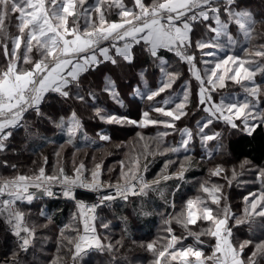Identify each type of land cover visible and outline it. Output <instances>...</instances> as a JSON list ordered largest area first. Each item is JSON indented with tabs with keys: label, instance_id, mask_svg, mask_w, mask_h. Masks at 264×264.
<instances>
[{
	"label": "snow or ice",
	"instance_id": "obj_1",
	"mask_svg": "<svg viewBox=\"0 0 264 264\" xmlns=\"http://www.w3.org/2000/svg\"><path fill=\"white\" fill-rule=\"evenodd\" d=\"M17 6L12 16L18 21L15 25L18 33L21 21L18 0H12ZM46 3V0H45ZM237 0H111L105 7V0H96L94 4L88 5L87 0H81L80 15L76 14V0H64V10L67 15L63 18V23H53L47 17L40 21V26L31 28L27 41L23 34L12 39V51L8 52L7 43L4 44V54L8 59L7 67L0 73V152L7 150L9 141L13 137V130L22 126L26 116L35 115L39 119L52 120V117L41 110V105L50 103L53 97L60 102L68 104L70 101L87 103L88 98L95 100V93L90 92L89 97L81 94L80 77L89 70H95L104 63L117 64V58H122L132 64L135 56L134 49L139 47L154 61L159 62L160 70L164 74V79L160 86L150 91L145 98L152 102L150 109L143 111L138 120H132L126 116L108 114L103 109L96 107L95 116L107 124L132 125L139 128H146L149 125L162 126V131L156 133L157 149L164 138L169 135V130L180 131L181 142L179 147H164L161 154L187 153L191 149L194 134L189 128L178 129L176 122L186 115V106L189 103L190 93L185 85L180 102L174 107H166L169 100L159 101L156 98L171 89L176 82L179 73L165 71L166 61L161 57V49L174 53L181 61L187 63L191 75L199 82V105L203 106L202 111L207 114L203 123L197 121V134L203 148L208 141L219 137L221 133L209 134L205 131L216 122H223L225 125L236 129L242 128L247 135H252L257 128L264 127V109L260 108L261 97H264V84L257 83L255 77L259 74L264 78V64L257 63L255 71L246 67L252 61L241 59L234 54H228L221 58L217 55V50L223 51L224 47L219 39L226 37L229 44L234 43V38L228 31V24L234 22L238 26V31L243 33L248 40L252 39L254 32L253 25L264 23V20L257 21L253 14L246 9L234 7ZM59 4V0H53V5ZM33 0L32 9L37 8ZM105 9L109 10L107 15H111V9H115L117 19L109 22ZM28 14L30 9L25 8ZM47 11V7L45 8ZM221 12L228 17L227 22L220 19ZM55 15V13L53 14ZM71 18V19H69ZM60 17H57L59 20ZM84 21L81 30L79 21ZM102 19V23H97ZM214 20L216 27L208 24L207 27L215 36L209 40H197L194 47L199 50L201 57L196 59L194 54H189L188 49L193 46L191 33L195 24ZM7 37L0 40L7 41ZM19 40V46L16 41ZM33 42L39 47L37 49L39 58L33 60L30 53L33 51ZM107 46H104V43ZM24 45V63L30 65L27 72H22L20 67H15L14 74L9 72L12 67L11 61L16 59V53L20 52L21 45ZM27 44V47L25 46ZM246 55L248 49L244 50ZM255 57L264 60V44L255 51ZM197 63L204 65L203 70L197 68ZM18 64V63H17ZM231 73V74H230ZM143 76V72H141ZM226 80L233 81L239 85L245 94L243 100L225 102L223 95L220 100L214 98V93L226 87ZM249 82L251 86L243 82ZM113 99L118 100L117 94L111 92ZM150 111L158 114L156 117L150 116ZM240 121V124H237ZM59 127L66 130L67 143L72 144L77 132L81 129V121L75 110L70 112L66 118L60 117ZM137 137L144 140L140 132ZM110 136L106 133L99 135L100 141H110ZM63 147V146H61ZM149 144H143L140 156H132L127 166L121 162L120 176L115 184L105 182L101 179L102 164L95 163L94 167L87 169L83 162L74 164L72 174L65 171L63 167H57L51 175L46 173L45 166L47 157H43V165L31 175L18 174L15 177H3L0 179V216L3 217L11 237L14 238V247L9 248L0 256V264H24L22 257H26L34 247L36 239V226L30 225L26 219V213L17 202L31 204L34 200L44 196L53 197V185H60V194L67 200L75 201V206L79 209L78 216L83 222V233L77 229L75 237L65 235L66 225L60 229L62 240H66L72 254L73 264H78L86 248H95L100 252L114 254L117 246L123 247V238L104 243L107 239L101 238L97 234L95 221L98 219L97 209L101 206H110L117 199L127 202L129 196L146 194V190L155 188L161 181L172 179L183 180L188 165L191 164V157L185 155L179 161V167L175 172L168 173V169L175 163L171 159L166 160L157 176L148 181L143 172L147 171V166H141V159L149 154ZM154 154V153H152ZM57 157L60 153H56ZM251 162L245 159L240 164L243 170ZM4 166L8 167L7 162ZM15 169L16 166L12 165ZM127 168V170H125ZM111 171V170H109ZM90 172V179L86 176ZM224 173V179L228 186L237 179L238 173L232 170L229 178L226 170L217 165L209 169L211 177H219ZM256 180L261 184V190L250 192L243 197L244 207L241 212L234 213L229 205L222 209L223 216L217 212L214 214L212 205H221L223 199L222 190L224 185L214 183L209 185L208 181L199 184V190L207 194L211 203L197 195L186 201L182 210L172 217L164 220V224L169 225L165 231L170 235V239L162 246L157 247V240H152L141 244L153 256L151 264H260L264 259V240L254 242L243 240L234 242V229L247 224L251 229L257 220L264 224V167L255 171ZM121 181H123L121 183ZM77 189H84L96 195V202L86 204L83 200H77ZM74 219L76 217H73ZM175 219L187 234L194 239V243L184 246L181 237L173 234L171 228L172 220ZM208 222V226L200 231H193L189 225L196 224L197 220ZM101 227L109 228V223L101 221ZM42 227H47L43 225ZM202 236L214 238L215 243L211 246L210 254H206L197 245L202 244ZM179 245V247H177ZM248 249L250 255L245 252ZM194 258V259H192ZM51 264H64L59 255L52 260Z\"/></svg>",
	"mask_w": 264,
	"mask_h": 264
},
{
	"label": "trees",
	"instance_id": "obj_2",
	"mask_svg": "<svg viewBox=\"0 0 264 264\" xmlns=\"http://www.w3.org/2000/svg\"><path fill=\"white\" fill-rule=\"evenodd\" d=\"M79 1L76 0L77 17L80 15L81 3ZM145 1L146 3H151V0ZM95 2L96 0H87L85 7ZM110 2L111 0H105L106 8ZM12 4V0H5L0 3V30L2 31L0 32V38L7 37L10 33V38L7 41L0 40V71L7 67V61L10 59V56L6 57L4 54V44L7 43L8 52L11 53V37H17L20 34L15 26L18 21L12 16L13 12L10 10ZM4 5H7V7L5 8ZM235 7L250 11L257 21L264 20V1L262 0H237ZM105 11L107 15L109 10L105 9ZM110 11L111 15H107V19L110 21L117 19L115 15L116 10L111 9ZM100 21L98 20L97 23ZM79 23L84 25L82 19ZM208 24L212 25L211 20L195 25L194 36L192 37L194 43L196 39L201 40L205 38V34L208 36L212 33L207 27ZM253 28L252 39H244L243 43L232 49L231 54L240 57L245 52L244 50L249 47L253 48L254 51L259 50L260 45L264 44V23H256L253 25ZM133 51L135 59L132 64L124 61L122 58H117L118 63L115 65L106 62L99 65L95 70H89L81 75V94L88 98L89 93L94 92V101L88 98L87 103L82 104L79 101H70L68 104H64L58 98L53 97L50 103L41 105V110L51 116L52 120L55 121L39 119L34 114L26 116L25 122L22 121V126L14 130L13 137L8 142L7 150L0 152V178L9 177L7 175L13 171L12 165L25 168V170L21 171L25 175H31L30 172L34 173L41 166L43 157L45 156L47 157V163L50 159L51 161H55L53 163L55 167H49V172H53L58 166L63 167L66 172L71 171L73 165L79 161L80 157H71L70 152L77 150H100L97 153V157L104 160L102 163L105 169L108 171L111 170L112 172L116 171L119 166L111 165L107 161L106 154L109 151L117 153L123 148L124 145L118 144L117 142V140H122L121 138L115 140V137L111 134L114 141L112 140L111 143L103 141L97 146L82 145L76 139L73 140L72 144H68L66 130H62L59 124L61 116L65 117L66 114L75 110L84 123L85 130L94 133L95 130L90 128L93 125L90 119L91 117L96 118L95 113L91 110L96 107V104L114 111L122 110L124 116L135 118L137 111L132 109L130 105L126 106V103H128V98L132 99L134 96L137 86H141L142 77L140 76V70L144 69V76L151 78L158 74V69L155 64L157 61L151 59L146 52H143L139 47H136ZM251 54L254 53L248 51L247 55H249L248 58L250 60L254 57L253 59L255 61L257 60V63H264L262 58L255 57L254 55L251 56ZM160 55L165 61L175 56L174 53L164 49L160 50ZM30 56L33 60H36L39 58V53L36 49H33ZM20 60L23 63L20 65H23L26 69L30 67L29 64L24 63L22 58H19ZM256 62L254 64H257ZM180 64L181 67L187 66L184 62ZM151 70L152 73H148ZM258 83L264 84V78L260 75ZM112 91L117 93L118 100L113 99L111 95ZM124 94H127V97ZM196 94L197 92H194L193 96H196ZM193 101L194 99L192 98ZM115 102H118L122 107L120 109L116 108ZM139 104L142 107L144 106L143 101H139ZM84 107L89 108V110L85 111ZM135 129L136 131L141 130L142 133L151 134L148 128L142 129L135 127ZM79 133L81 134L82 131L79 130ZM225 144L227 152L235 160L244 161L247 159L251 162L250 165L252 166L264 167V127L257 128L252 135H247L244 131L230 133L226 137ZM57 152L60 153L59 157L56 155ZM86 154L83 157L84 164L88 169H91L95 163L90 161L91 159ZM5 161L9 165L8 167L4 166ZM156 165L158 164L151 167L152 171H154ZM26 168L31 171L28 172ZM188 169L186 174L189 178H198L199 176L207 174L206 163L198 159L197 156L191 159V164L188 165ZM152 171H149L150 174ZM229 174L230 172L227 174L230 178L231 176ZM248 178L254 181V183H251L253 188L260 191L262 186L256 180V176L250 175ZM109 179H112V175ZM213 183L224 185L223 188L225 189V191L222 190L223 199L221 200L220 207L217 208V206L212 205L213 210H216L223 216L222 209L227 204L231 207L232 212H241L244 207V202L240 199L242 192L240 190L234 192L233 182L231 186H228L227 181L222 177ZM191 186H193V190L190 192L188 188H191ZM196 187L197 185L195 186L194 183H190L187 179L181 182L177 179L161 181L154 189H148L146 194L130 196L129 199L131 200L127 202L118 199L110 206H101L98 209L97 222L100 235L102 238L107 237L103 242L108 243L111 241L115 244V241L123 238L124 246H117L114 254L97 250L89 251L82 255L78 264H151L153 256L144 248L140 247V245L157 240V247H159L167 242L170 235L165 231L166 224H164V220H166V217L168 215L172 217L174 213L178 214L185 206L190 195L195 196L197 194L202 199L206 198L207 194L202 191L196 192ZM172 201H175L173 210H171ZM28 206L31 208L28 213L29 220L32 225L36 226V239L34 247L26 257H22L24 264H51L57 255L60 256L64 264H73L72 254L69 252V248H73L74 246L68 245L66 240H62L60 229L67 225L68 228L65 230V235L68 237H75L77 235V229L80 232V218L78 211L74 207V202L72 200L44 196L34 200ZM73 217L76 218L74 219ZM101 221L109 223V228L104 229L101 227ZM43 225H47V227H42ZM207 226L208 222L198 219L196 224L189 225V228L193 231H200ZM171 227L173 228V234L182 238L184 246L192 244L193 237L187 236L185 229L180 224H177L175 219L172 220ZM234 234L243 239L259 242L260 240H264V224L258 219L251 229L245 224L240 226L239 229H234ZM10 238H13L11 234L0 238V256L9 248L13 247V242L10 241ZM201 241L203 242L202 247H206L207 250H211V246L215 242L214 238H208V236H202ZM245 252L250 255L248 249H245ZM260 264H264V259L260 260Z\"/></svg>",
	"mask_w": 264,
	"mask_h": 264
},
{
	"label": "rangeland",
	"instance_id": "obj_3",
	"mask_svg": "<svg viewBox=\"0 0 264 264\" xmlns=\"http://www.w3.org/2000/svg\"><path fill=\"white\" fill-rule=\"evenodd\" d=\"M3 1H5V0H0V3H2ZM262 1H264V0H262ZM34 2H35V4L38 5V7L35 9H32L33 0H19L18 1L19 8H20L21 21H22L20 23L19 27L21 29V33L23 34V36L25 38V41H27L29 31H30V27L31 28H37L38 26H40V21L37 20V17H39L40 20H44L47 17L53 23H63V18L67 15V13L63 7L64 6V0H59V4H57L55 6L53 5V0H46V3H45V0H34ZM79 2L81 3V0ZM4 7L6 8L7 5H4ZM16 7L17 6H14L12 4L10 7L11 8L10 10L12 12L16 11ZM46 7H47V11H45ZM25 8L30 9V12L28 14L25 13V11H24ZM236 8L237 9H243L240 7L239 8L236 7ZM54 13H55V15H53ZM57 17H60V19L57 20ZM220 19L222 22L228 21V17L225 14H223V12H221ZM0 23H1V20H0ZM99 23H102V19ZM211 23H212V27H216L214 20H211ZM83 26H84L83 24H80L81 30L83 29ZM228 31L231 34V36L234 38L235 42L232 44H229L226 37L221 36L219 38L221 40V43L223 44V47H224L223 51L217 50V55L220 56L221 58L225 57L228 54H231V52L233 51L232 49L239 46L241 43H243L244 39H246L244 37L243 33L238 31V26L235 25L234 22L228 24ZM0 32H2V31L0 30ZM214 36H215V33H213V32L208 36H207V34H205V36H204L205 38H203V40L212 39ZM197 40L198 39H196V41ZM192 43H193V46L188 49V52H189V54H194L196 56V59L199 60L201 57V53L199 52V50H197L194 47L195 43L193 41H192ZM16 44H17V46H19V40L16 41ZM22 46L24 47L23 43H22L21 47ZM25 46L27 47V44ZM23 47L21 48V50L23 49ZM38 47L39 46L35 42H33V49L37 50ZM247 49L249 50L250 53L251 52L255 53L253 48L249 47ZM21 50H20V52L16 53V59L12 60L11 64L13 62H16V63H18L17 67H20L21 71L22 70L27 71V70H29V68L26 69L23 65H20L22 63V61L20 60L21 61L20 62L19 58H22L23 61L25 59L24 52H23V50L22 51ZM244 53L240 55V58L250 60V58H248L250 54L246 55ZM253 55L254 54H251V56H253ZM253 58L254 57H252V59L250 60V61H252V64L251 65L246 64V67H249L250 70L255 71L254 67L256 64H254V63L257 60L255 61ZM181 62H183V61H181L176 56H174L171 59H169L168 61H166L165 71L179 73V76H178L176 82L173 84L172 88L166 90L165 93L161 94V96L157 97L156 99L159 101L169 100L171 102L169 105H162V106L174 107V104L180 102V100L182 99L183 92L185 91V85H187V90L190 93L189 102H190V100H191V102L188 103L190 105L187 104V106H188V107H186V113L187 114L182 116L181 120L176 122V125H177L178 129L189 128L190 130H192V132L194 134V138H193L191 144L189 145V147L191 149L189 152L185 153V152L181 151L179 153L169 152V153L161 154V151L164 147H179L180 146V142H181L180 131L169 130V135L164 138V141L160 144V148L158 150L155 137H156V133L158 130L159 131L163 130L162 126H160L158 128L157 126L149 125L146 128H148L150 130L151 134H147L144 132L142 133L141 130L136 131L135 126H132V125L107 124V123H104L102 120H100L98 117H96L95 119L91 117L90 122L93 123V125L90 126V128H93V130H95V132L92 133V132H88L85 130L84 123L82 122L81 118L78 116L80 118V121H81V129L80 130L82 131V133L80 134L78 131L74 139L79 140L80 144L97 146L99 143L103 142V141L99 140V135L101 133H106L111 138L110 141H107L108 143H111V141L114 139V138L112 139V136H114L115 140L121 138L122 140H117V142H118V144H121L124 146L117 153H114L113 151H109V153L106 154L107 155L106 158H108L107 161H109V163H111V165H114V166L118 165L119 166L118 169L114 172L108 171L107 169H105V167L103 166V163H102L104 160L102 158L97 157V153L100 150L99 151H95V150L71 151L70 156L71 157H76V156L80 157L79 161L76 162V165H78L80 162L84 163L83 157H84V154L87 153L86 155H88L89 159H91L90 161H92L94 163H101L102 164L101 179L103 178L102 180H104L105 182L110 181L111 183L113 182V184H115L117 182L118 177L120 176L121 162H123V164L125 166H127L129 163L130 157L140 156V153L143 150V144L145 141H147L149 144V150H150L149 154H146L140 161L141 166H143V165L147 166V171L142 173L146 180L151 181L152 179H154L157 176V174L161 172V169L163 168L164 163L168 159H171V160L177 162V163L173 164L167 170L168 173L170 174V173L175 172L177 170V168L179 167V161L183 160L185 155L190 156L192 159L194 158V156H197L198 159H200L201 161L206 163L207 174H205L203 176H199L198 178H193V177L189 178V177H187V174L185 172V176H184V179H187L192 184L194 183L195 186L197 185L196 192L197 191L200 192L199 184L201 182L208 181V183L211 185V184H214L213 182L214 181L216 182L217 179L224 177V173H222L221 176H219V177H211L208 174L209 169L215 168L217 165H220L223 167V169L226 170L227 174H228V172H230V174H229L230 176L232 174L233 169H235L236 172L238 173L237 179L233 181L234 192H236V190H240L242 192L240 199H242V201H243V197L245 195H248L250 192H257V193L259 192L257 189L253 188V185L251 183H254V181L250 180V178H248V177H250V175H255L256 169L260 168V167H255V166L249 165V166H246L243 170H241L240 164L243 161L235 160L231 156V154L228 153L226 150V144H225L226 137L230 133L242 131L241 130L242 125H241V127L233 129V128L225 125L223 122H216L214 124V126H211L208 129H205V131L208 132L209 134L219 132V133H221V135L212 141H208L203 148L201 147L200 138L197 134V121H200L201 123H203L207 114L202 111L203 106L199 105V97H198L199 82L196 81L195 78L191 75L187 63H186L187 66L181 67V64H180ZM155 64H156V67L158 69V74L155 76H152L151 78H146L144 76V72H143L144 69H141L140 70V76H141V72H143V76H141L142 77L141 78L142 79L141 80L142 81L141 86H137L132 99L128 98V103H126V106L130 105V107L132 109H135L137 111V116L135 118L129 117L132 120H138L143 111L150 109L152 102H149L145 98V96L150 91L157 89L160 86L163 79L165 78L163 72L160 70L159 62H156ZM197 68L203 70L204 65L202 63H197ZM4 70L0 71V73H2ZM148 73L151 74L152 70L148 71ZM258 79H259V74L255 77V80L257 83H258ZM225 83H226V87L224 89H220L216 93L213 94L214 98L217 100V102L220 100L221 95H223L226 103L244 99L245 94L243 92V89L239 85H236L231 80H226ZM243 83L251 86L249 84V82H247V81H245ZM194 92H197L196 96H193ZM124 95H126L125 97H127V94H124ZM192 98L194 99L193 102H192ZM139 101H143V105H144L143 107L140 106ZM115 104H116V108L120 109V107H122L120 104H118V102H115ZM53 105H54V103H53ZM96 107L103 109L108 114H115L118 116H124L122 110L114 111L112 109H106L99 104H96ZM96 107H94V108H96ZM111 107H112V105H111ZM94 108H92L91 110L95 113ZM260 108L264 109V97H261ZM84 109H85V111L89 110V108H87V107H84ZM68 115H70V112L68 114H66L65 118ZM157 115L158 114L150 111V116L156 117ZM126 117H128V116H126ZM52 121H55V120H52ZM237 124H240V121H237ZM13 132H14V130H13ZM137 132H140L142 134V136L144 137L143 141L140 140L139 137H137ZM111 134H113V135L111 136ZM152 153H154V154H152ZM54 162L55 161H53V160L51 161V159H50L46 165H43V162L41 164V165L45 166L46 173H49V175H51L53 172H49L48 169H49V167L50 168L55 167V164H53ZM155 164H158V165H156V168L154 169V171H152L151 167ZM26 169L28 170V172L31 171L28 168H26ZM12 170L13 171L7 175L10 178L17 176L18 174H24L25 175V173L23 171H21V170H25V168H21L20 166H16V168L12 169ZM125 170H127V168H125ZM35 171H37V170H35ZM149 171H152L151 174ZM67 172L69 174H72V170L67 171ZM30 173L33 174V172H30ZM85 174L90 179V172H86ZM26 175H28V174H26ZM105 175H106V177H105ZM111 175H112V179H109V177H111ZM0 179H2V178H0ZM183 180H180V182ZM122 182L123 181H121V183ZM56 185H59V184H56ZM192 187L193 186H191V188L190 187L188 188L190 192L193 190ZM147 191H148V189L146 190V193H147ZM223 191H225L224 188H223ZM82 194L88 195V196L89 195H91V196L95 195L94 193L87 192L84 189H80L79 195H82ZM196 196H197V194L195 196L190 195L189 198H194ZM204 199L208 204L211 202L210 198H208L207 195H206V198H204ZM129 200H131V199H129ZM174 205H175V201H172L171 202V210H173ZM18 206L23 211H25L27 222L30 225H32V223L29 220V216H28V213L30 212L31 208L28 206L27 203H22V202H18ZM74 207L79 213L80 210L76 208L75 202H74ZM215 213H217L216 210H214V214ZM97 215H98V211H97ZM169 217H171V216L168 215L166 217V219H168ZM97 221L98 220L95 221V224L97 227V234L102 238V236L100 235V233L98 231V222ZM167 227H169V225H166V228ZM80 233L81 234L83 233V222L81 219H80ZM9 234H10L9 231H5V227H3V226L0 227V238L7 236ZM234 238H235L234 242H237V243H239L240 241H243V240H247V239L237 237V236H235V234H234ZM168 239H170V237ZM10 241L13 242L12 245L14 247V238H12ZM193 243H194V239L192 241V244ZM214 243L212 245H214ZM197 247L201 248L206 254H210V250H207L206 247H202V244L197 245ZM92 250H96V249L91 248L87 252L92 251ZM87 252H85V253H87ZM192 259H194V258H192Z\"/></svg>",
	"mask_w": 264,
	"mask_h": 264
},
{
	"label": "built area",
	"instance_id": "obj_4",
	"mask_svg": "<svg viewBox=\"0 0 264 264\" xmlns=\"http://www.w3.org/2000/svg\"><path fill=\"white\" fill-rule=\"evenodd\" d=\"M79 191L80 189H77V200H83L86 204H92L96 202V196L93 195H79ZM53 192L56 193V195H54L53 197H49V198H57V199H65L61 194H60V185H53ZM131 196V195H130ZM47 197V196H45ZM118 200V199H117ZM75 202V201H74ZM18 204V202H17ZM99 209V208H98ZM97 209V211H98ZM3 226L5 227V231H9L8 228L9 226L7 225V223L5 222V220L3 219L2 216H0V227ZM91 248H86L85 250H90Z\"/></svg>",
	"mask_w": 264,
	"mask_h": 264
},
{
	"label": "crops",
	"instance_id": "obj_5",
	"mask_svg": "<svg viewBox=\"0 0 264 264\" xmlns=\"http://www.w3.org/2000/svg\"><path fill=\"white\" fill-rule=\"evenodd\" d=\"M146 2V1H145ZM111 22V21H110ZM196 25V24H195ZM194 28H195V26H194ZM194 28H193V31H192V33H191V40H192V37L194 36ZM104 46H107V43L105 42L104 43ZM160 51V50H159ZM12 67L11 68H9V72H11L12 74H14V69H15V67H16V65H17V63L16 62H13L12 64ZM28 71V70H27ZM27 71H24V70H22V72H27ZM4 72V71H3ZM3 87V85H0V88H2Z\"/></svg>",
	"mask_w": 264,
	"mask_h": 264
},
{
	"label": "water",
	"instance_id": "obj_6",
	"mask_svg": "<svg viewBox=\"0 0 264 264\" xmlns=\"http://www.w3.org/2000/svg\"><path fill=\"white\" fill-rule=\"evenodd\" d=\"M85 252H87V250H85Z\"/></svg>",
	"mask_w": 264,
	"mask_h": 264
}]
</instances>
